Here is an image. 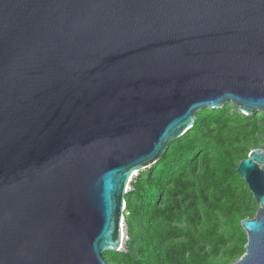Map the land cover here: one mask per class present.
Instances as JSON below:
<instances>
[{
	"label": "water",
	"instance_id": "95a60500",
	"mask_svg": "<svg viewBox=\"0 0 264 264\" xmlns=\"http://www.w3.org/2000/svg\"><path fill=\"white\" fill-rule=\"evenodd\" d=\"M228 103L264 114V0H0V264H110L131 177ZM262 167L234 264H264Z\"/></svg>",
	"mask_w": 264,
	"mask_h": 264
},
{
	"label": "trees",
	"instance_id": "16d2710c",
	"mask_svg": "<svg viewBox=\"0 0 264 264\" xmlns=\"http://www.w3.org/2000/svg\"><path fill=\"white\" fill-rule=\"evenodd\" d=\"M233 118L220 117L217 121L220 125ZM202 123L203 120L197 118L195 126L170 145L146 176L141 173L136 181H132V190L126 195L129 212L126 217L129 235L126 246L129 252H117L122 258L117 264H122L123 260L127 264H189L190 257L195 259L200 254L195 252L199 247L190 231L202 224V205L214 210L227 207L232 223H241L245 214L243 209L229 205L226 198V191L230 188L225 185H233L237 175L230 167L217 169L214 176L206 174L198 194L195 189L193 177L198 168L195 160L199 151L206 150L204 146H194V138H198L196 131ZM192 135L193 138L189 139ZM215 183L220 185L218 189L214 188ZM210 190H213L212 196ZM142 213L147 216L148 228L138 231L134 227L135 221ZM184 223L190 225L183 229L181 224ZM182 237L189 238V241L177 242ZM240 243L244 244L245 239ZM231 256L235 257L236 253L232 252Z\"/></svg>",
	"mask_w": 264,
	"mask_h": 264
},
{
	"label": "rangeland",
	"instance_id": "374dc122",
	"mask_svg": "<svg viewBox=\"0 0 264 264\" xmlns=\"http://www.w3.org/2000/svg\"><path fill=\"white\" fill-rule=\"evenodd\" d=\"M234 117L227 123L218 124L219 118ZM197 118L203 120L201 128L196 131L198 138H194V146H204L206 150L199 151L196 157L197 172L193 177L195 181V189L197 194L204 181L206 174L214 176V172L223 166L230 167L237 175L234 178L233 185L226 183L225 187L230 188L226 191V198L229 205L234 208L239 207L244 211L245 219L254 218L260 207V204L255 200L247 183L238 174L237 170L241 162L248 157L253 149L264 150V114L256 112L251 117L243 112L239 107L228 103L222 109H204L197 113ZM248 119V120H245ZM188 137V136H187ZM193 138L192 136L188 137ZM150 168L137 172L132 178L136 181L142 173L145 176ZM264 169V167H262ZM130 183V184H131ZM216 189L220 185H214ZM210 195H213V190H210ZM138 205V201L134 200ZM163 205V203H161ZM202 224L198 227H193L190 231L191 237L199 249L197 258H189V264L196 262L198 264H234L246 252V244L248 237L243 230L240 222L232 223V218L228 215L227 207H222L221 210H214L208 206L202 205ZM187 223L181 224L185 229ZM135 229L145 231L148 228L147 216L142 213L135 221ZM245 239V243L240 242ZM189 238L182 237L177 242H188ZM128 253L129 249L125 245L120 253ZM232 252L236 253L232 257ZM105 259L110 264H117L122 259L116 253L105 252ZM127 264L126 260L121 262Z\"/></svg>",
	"mask_w": 264,
	"mask_h": 264
},
{
	"label": "built area",
	"instance_id": "2783aa9c",
	"mask_svg": "<svg viewBox=\"0 0 264 264\" xmlns=\"http://www.w3.org/2000/svg\"><path fill=\"white\" fill-rule=\"evenodd\" d=\"M132 190V187H129V190L127 191L130 192ZM127 206L124 207V215H123V221H122V229H123V246L121 247L120 251L123 250L124 246L127 244L129 241V235H128V227L126 224V217L129 215V212L127 211ZM124 227V228H123Z\"/></svg>",
	"mask_w": 264,
	"mask_h": 264
},
{
	"label": "bare ground",
	"instance_id": "6f19581e",
	"mask_svg": "<svg viewBox=\"0 0 264 264\" xmlns=\"http://www.w3.org/2000/svg\"><path fill=\"white\" fill-rule=\"evenodd\" d=\"M137 174V172L136 173H134V175L131 177V179L129 180V186H130V183H131V180H132V178L135 176ZM128 190H129V187H128ZM127 190V191H128ZM124 228V227H123Z\"/></svg>",
	"mask_w": 264,
	"mask_h": 264
}]
</instances>
